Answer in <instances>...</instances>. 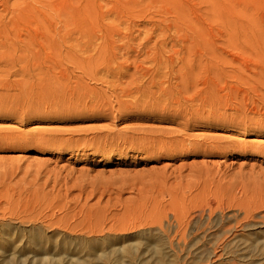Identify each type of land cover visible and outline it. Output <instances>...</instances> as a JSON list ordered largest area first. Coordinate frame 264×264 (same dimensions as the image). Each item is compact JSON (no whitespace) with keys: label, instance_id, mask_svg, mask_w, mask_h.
Listing matches in <instances>:
<instances>
[{"label":"rangeland","instance_id":"1","mask_svg":"<svg viewBox=\"0 0 264 264\" xmlns=\"http://www.w3.org/2000/svg\"><path fill=\"white\" fill-rule=\"evenodd\" d=\"M256 212L264 0H0V264H258Z\"/></svg>","mask_w":264,"mask_h":264},{"label":"bare ground","instance_id":"2","mask_svg":"<svg viewBox=\"0 0 264 264\" xmlns=\"http://www.w3.org/2000/svg\"><path fill=\"white\" fill-rule=\"evenodd\" d=\"M254 216H260L261 219H264V213L262 212H256ZM261 221H255V222H247L244 224V228L247 227H255L257 224H261ZM254 225V226H252ZM264 227H259L256 229H261L260 231L247 233L245 236L241 237L240 239H236L237 235H233L229 243H237L241 242L242 240H246V248L251 247V251H254L258 249L257 246L254 245L258 239H261L260 246H259V254L261 255V259L257 260H251L249 261L251 263H254L256 261L260 262L258 264H264ZM141 235L137 236L135 238L136 243L132 245H125L122 246L119 250H110V251H101V255H98L97 257L92 256L91 251L103 247V244L105 241H116L112 240L111 238H104L102 240H90V239H83L78 244V248L81 252H85L86 254L84 256H75V257H44L40 258L39 260L30 256L21 257L24 253H22L21 250H16L15 248L12 252L8 254L10 257V264H110L113 261H119L122 264V260L128 262V264H171L170 261H168L165 258L164 250L160 247L159 244H156L153 248V254H155V260L151 261V259L148 258H139V245L143 243L144 239L149 238H156V235L154 234H146L143 231L140 232ZM226 233H230V230H227ZM111 239V240H109ZM236 241V242H235ZM227 243V244H229ZM1 245V244H0ZM233 245V244H231ZM2 246V245H1ZM254 247V248H252ZM47 247H44L43 249H46ZM10 250H12L10 248ZM244 249H236L233 252L237 255H244V252L242 251ZM30 253V252H28ZM263 259V260H262ZM101 260V261H100ZM262 260V261H261Z\"/></svg>","mask_w":264,"mask_h":264}]
</instances>
